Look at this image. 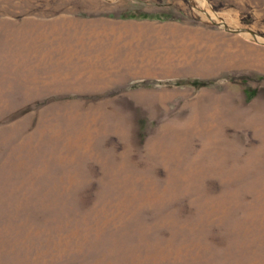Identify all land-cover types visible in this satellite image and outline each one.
<instances>
[{"label":"rangeland","instance_id":"obj_1","mask_svg":"<svg viewBox=\"0 0 264 264\" xmlns=\"http://www.w3.org/2000/svg\"><path fill=\"white\" fill-rule=\"evenodd\" d=\"M0 264H264V0H0Z\"/></svg>","mask_w":264,"mask_h":264}]
</instances>
